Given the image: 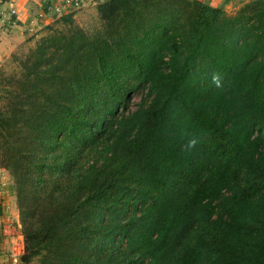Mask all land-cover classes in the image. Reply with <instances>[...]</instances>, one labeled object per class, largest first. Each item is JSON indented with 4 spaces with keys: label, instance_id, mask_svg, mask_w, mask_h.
Here are the masks:
<instances>
[{
    "label": "trees",
    "instance_id": "obj_1",
    "mask_svg": "<svg viewBox=\"0 0 264 264\" xmlns=\"http://www.w3.org/2000/svg\"><path fill=\"white\" fill-rule=\"evenodd\" d=\"M96 15L47 27L0 71L20 261L264 264V0H103Z\"/></svg>",
    "mask_w": 264,
    "mask_h": 264
},
{
    "label": "crops",
    "instance_id": "obj_2",
    "mask_svg": "<svg viewBox=\"0 0 264 264\" xmlns=\"http://www.w3.org/2000/svg\"><path fill=\"white\" fill-rule=\"evenodd\" d=\"M46 1V0H45ZM48 1V0H47ZM103 0H80L81 6ZM212 6L237 8L248 0H202ZM41 0H0V66L4 59L16 48L28 40L26 27L39 31L50 22L53 14L38 17L42 9ZM9 8L17 11L16 16L8 14ZM23 251V238L20 231L17 210L14 202L12 184L9 175L0 169V264H23L20 255Z\"/></svg>",
    "mask_w": 264,
    "mask_h": 264
},
{
    "label": "rangeland",
    "instance_id": "obj_3",
    "mask_svg": "<svg viewBox=\"0 0 264 264\" xmlns=\"http://www.w3.org/2000/svg\"><path fill=\"white\" fill-rule=\"evenodd\" d=\"M96 4L97 3H91V1H90L89 4L83 5L78 10H76L72 13L54 16L53 19L50 22H48L47 24H45L39 31L33 33L32 35H28L29 36L28 40L25 41L24 43L20 44L16 48V50L14 51L13 54H16L18 56L24 54L27 51V49L33 45L34 41L41 34H43V32L46 30L47 27H49L51 25L55 26V27H60V26H62V23L66 19L68 22L70 21L71 23L78 25L79 27H83V28L89 27L91 25H96L97 24ZM233 10H234V8H232V7L226 8V12H231ZM15 66H16V62L12 61V57L9 54L4 59V61L2 62V65L0 66V71H2L4 73H8L12 69H14ZM141 96H142V94L139 91L132 93L131 100H130V103L128 105L129 110H133L136 108L137 104L140 101Z\"/></svg>",
    "mask_w": 264,
    "mask_h": 264
},
{
    "label": "built area",
    "instance_id": "obj_4",
    "mask_svg": "<svg viewBox=\"0 0 264 264\" xmlns=\"http://www.w3.org/2000/svg\"><path fill=\"white\" fill-rule=\"evenodd\" d=\"M42 1V9L37 16L44 17L46 14L53 15H62L67 13H72L78 10L81 6L80 0H41ZM8 14L11 16H16L17 11L14 8H9ZM30 27H26L25 32L30 35L33 31Z\"/></svg>",
    "mask_w": 264,
    "mask_h": 264
}]
</instances>
